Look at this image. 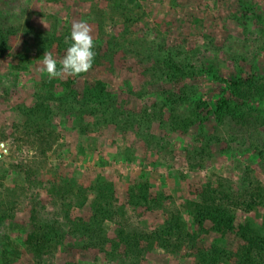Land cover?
<instances>
[{
  "label": "rangeland",
  "instance_id": "rangeland-1",
  "mask_svg": "<svg viewBox=\"0 0 264 264\" xmlns=\"http://www.w3.org/2000/svg\"><path fill=\"white\" fill-rule=\"evenodd\" d=\"M81 19L91 25L93 51L102 59L94 71L73 79V88L83 91L89 82L103 83L123 120L118 129L105 126L87 109L62 105L60 98L71 91L63 84L67 76L49 79L38 70L40 34L53 35L48 52L59 61L66 51L58 50L57 39L69 45L71 25ZM0 31L6 33L0 38V141L9 148L0 161V264H39L27 247L36 230L33 209L60 224L59 245L44 255L43 264H200L201 250L215 245L239 253L243 242L233 234H214L211 224L197 227L187 203L197 201L208 185L222 183L240 194L252 180L264 187V94L237 97L231 89L228 99L244 118L235 120L233 108L220 123L216 112L227 86L215 79V74L226 79L255 76L264 87V0H0ZM169 56L195 70L196 78L165 79L156 60ZM185 88L198 95L182 103V118H193V102L201 99L205 105L196 113L199 123L177 131L167 122L157 120L153 127L143 123L144 114L154 115L158 105L172 115V96ZM38 92L48 99L53 92L59 99L50 102L54 113L43 136L33 132L23 114L35 106ZM87 122L90 128L84 126ZM97 178L115 185L125 217L107 221L103 243L87 248L86 238L66 227L65 216H90L93 193L88 191L85 208L74 196ZM142 184L165 197L156 209L129 203ZM55 188L74 194L62 202ZM65 204H71L69 210ZM169 214L181 216L197 237L177 252L155 241ZM233 214L236 228L252 223L257 230L264 224V206ZM5 249L9 256H3Z\"/></svg>",
  "mask_w": 264,
  "mask_h": 264
},
{
  "label": "trees",
  "instance_id": "trees-1",
  "mask_svg": "<svg viewBox=\"0 0 264 264\" xmlns=\"http://www.w3.org/2000/svg\"><path fill=\"white\" fill-rule=\"evenodd\" d=\"M5 34V32L0 31V38L3 37L2 39H4ZM52 36L47 33L40 34L37 40L38 57L42 58L45 51L48 52V42L54 38ZM64 41L65 39H57V48L60 52L66 51L70 45H66ZM95 53L93 67H98L102 57L101 53ZM104 56L106 57V54ZM24 59H27V57ZM156 64L158 65L157 72L159 74L162 73L165 79L172 82L193 80L197 76L195 70H188L186 66L176 63L172 56L167 57V60L159 58L156 60ZM93 67L91 68L92 70L94 69ZM86 75V73H83L79 76H67L66 82H63V84L71 91L67 96L60 98V100L56 98V94L53 92H49L52 96L50 99H48L49 97H47L45 92H38L36 94L35 106L23 111L24 116L31 123L30 127L34 129L33 132L35 134L43 136V128L47 120L54 113L50 106L51 101H56L54 99L61 101L62 105L68 103L72 109L80 106L81 110H89L90 115H99L105 126H115L117 129L122 127L123 120H120L119 116H117L118 107L115 104L114 97L103 83L99 81L89 82L83 91L73 88L75 85L73 79H80ZM215 79L220 80L221 83L227 86V88H223L222 97L218 102L216 112L220 123L224 122L227 111L233 108V111L236 112L235 120L244 118L242 115H238L237 111L239 109L234 107L233 103L231 104V101L228 99L231 89L237 97L251 95L254 91L258 96L264 94V87L260 88L257 85L258 82L255 76L251 78L231 77L226 79L215 74ZM247 89L249 92H245ZM177 92V94L172 96L176 102L172 115L166 114V106L158 105L156 106L158 109L155 110L154 115L144 114L143 123L146 122L149 127H153L157 120L159 124L162 123L161 125L167 122L173 131H177L178 128L190 130L194 127L198 122L196 120L198 118L196 113L201 110L205 103L201 99L196 102L194 101L193 104L196 105V108L193 112V118L192 116L182 118L184 115V112L181 111L182 103L183 105L191 103L193 97H197L198 94L195 89L186 90V88ZM190 97H192V100ZM81 117L82 121L86 122L87 119L83 115ZM26 123L28 125V122ZM133 123L135 121L130 119L131 126H133ZM89 125L91 126L87 122V125L84 126L90 128ZM126 127L128 128L127 125ZM244 189V194H240L241 191L235 192L231 186H225L222 183L215 188L212 185H208L197 194V201H189L187 203L189 216L197 227L202 229L207 224H211V232L214 234L222 238L233 234L238 238L239 242H243L242 246L238 248L239 253H234L217 245L212 246L208 250H201L198 256L200 264H219L225 260L226 263L234 264H264V224L257 230L252 223L236 228L234 225L235 216L233 214L235 210L244 209L245 211H251L259 206H264V187L259 181L252 180L245 184ZM54 191L60 199L62 198V202L66 201L67 196H73L74 194L73 190H65L63 188H55ZM88 191L94 195V199L89 204L90 216L73 219L68 212L65 216L67 219L65 223L71 233L75 231L79 236L86 238L87 248H99V245L105 240L106 232L103 227L107 221H113L116 218L120 219L125 217V215L122 214L121 208L117 204L116 188L113 183L108 182L104 178H97L87 188L76 193L74 197L75 199L77 198V203L82 208H85L90 201L87 198ZM151 191L148 184H142L128 197L129 203L145 207L146 209H156L165 200V197L163 195H153ZM71 201H73V198ZM70 207L71 204H65L64 206L68 210ZM31 223L35 226L36 230L28 237L27 247L32 252L34 258L39 261V264H43L44 255L51 253L59 245L57 240L60 237V224H56L55 220L42 218L35 209L31 212ZM155 235V241L160 243L159 245L164 250L170 252L180 251L187 241L195 242L197 239L195 235L188 231L187 224L183 222L181 216H175L174 214H169L165 226L162 229L159 228ZM130 242L134 246L132 241ZM10 253L5 249L3 256H9Z\"/></svg>",
  "mask_w": 264,
  "mask_h": 264
},
{
  "label": "clouds",
  "instance_id": "clouds-1",
  "mask_svg": "<svg viewBox=\"0 0 264 264\" xmlns=\"http://www.w3.org/2000/svg\"><path fill=\"white\" fill-rule=\"evenodd\" d=\"M45 27L47 25L42 21ZM93 29L87 20L81 19L71 25L70 45L59 61L51 52L45 51L39 71L49 79L65 76H79L87 73L92 67L96 53L92 35Z\"/></svg>",
  "mask_w": 264,
  "mask_h": 264
},
{
  "label": "built area",
  "instance_id": "built-area-1",
  "mask_svg": "<svg viewBox=\"0 0 264 264\" xmlns=\"http://www.w3.org/2000/svg\"><path fill=\"white\" fill-rule=\"evenodd\" d=\"M8 155H9V148L7 144L3 141H0V161L5 160Z\"/></svg>",
  "mask_w": 264,
  "mask_h": 264
}]
</instances>
